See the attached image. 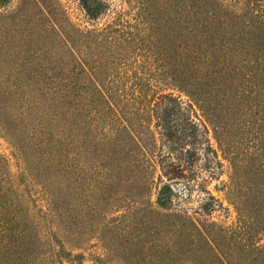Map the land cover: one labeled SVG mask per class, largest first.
Wrapping results in <instances>:
<instances>
[{
	"label": "trees",
	"instance_id": "trees-1",
	"mask_svg": "<svg viewBox=\"0 0 264 264\" xmlns=\"http://www.w3.org/2000/svg\"><path fill=\"white\" fill-rule=\"evenodd\" d=\"M78 1L90 20L107 13L104 0ZM249 2L237 13L218 0H134L129 21L115 13L91 29L74 25L59 0L0 12V128L40 180L42 220L72 236V189L87 187L90 230L123 264H264V162L231 164L235 224L160 212L151 201L164 178L194 180L195 138L215 124V92L231 90L234 71L264 76V0ZM178 111L180 137L169 125ZM242 113L241 124H263L264 138V113ZM83 124L122 125L111 138ZM159 129L185 154L156 155ZM247 168L255 172L240 176ZM8 175L0 158V264H36L43 237Z\"/></svg>",
	"mask_w": 264,
	"mask_h": 264
},
{
	"label": "rangeland",
	"instance_id": "rangeland-1",
	"mask_svg": "<svg viewBox=\"0 0 264 264\" xmlns=\"http://www.w3.org/2000/svg\"><path fill=\"white\" fill-rule=\"evenodd\" d=\"M104 1L108 4L107 13L94 21L86 17L78 0H59L72 23L80 29L100 27L111 20L115 13L120 12L124 13L123 20L129 21L136 11L134 0ZM218 1L222 6L231 8L237 13H244L248 10V5L254 3H250L249 0ZM17 2L18 0H0V12L13 10ZM256 6H258L257 3L254 4V8ZM233 66L235 68V62ZM244 73L247 75L248 69ZM246 75L244 77L241 73L240 76L234 71L231 90L226 95L212 90L213 93H218L214 94L216 119L215 124L205 122L206 129L201 128L196 135L194 180L189 182L168 181L164 178L158 182L151 196L155 209L160 212H181L198 220H207L224 226L236 223L238 216L234 206L230 204H235L236 201L231 202L226 197V188L236 178L231 164L235 160L247 161L258 168L255 164L264 162V138L262 132L260 135V130L258 131L263 124H241L244 108L252 109L255 113H264V76L252 80L246 78ZM204 91H208L207 88ZM181 100L184 103L188 102L185 96H181ZM220 102H223V106ZM196 113L203 121L201 113L198 110ZM244 119L250 120L246 115ZM182 120V111H178L169 124L177 137L185 134L180 125ZM83 125L85 128H98V132L103 136L114 138L110 132L114 134L122 124ZM158 131L156 155L168 158L169 156L175 157L178 152L185 154L184 149L187 146L181 149L178 145L168 143L164 139V130L159 129ZM170 147L178 151L175 152ZM0 158L6 164L9 181L23 209L29 210L32 221L37 223L38 230L43 237L41 250L44 254L38 258L36 264H123L102 248L101 244L96 241L94 232L90 230V220H93L92 217L90 218L93 193L87 187L85 191H82L74 185L71 196L72 221L77 226L83 224V232L78 233L74 225L72 236L65 237L55 230L51 223L42 220L39 210L43 209L42 211L45 212V205L44 195L39 187L40 180L33 179L26 173L22 156L1 128ZM255 168L241 170L240 176H248L255 172ZM247 181L243 180L242 185L247 186ZM255 183H260V177L256 178ZM83 192V198L80 200L79 197Z\"/></svg>",
	"mask_w": 264,
	"mask_h": 264
}]
</instances>
